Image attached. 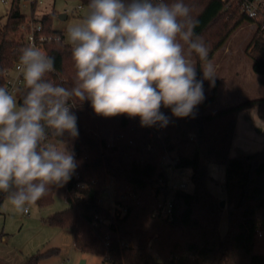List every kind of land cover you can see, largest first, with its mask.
Returning <instances> with one entry per match:
<instances>
[{
	"label": "trees",
	"instance_id": "16d2710c",
	"mask_svg": "<svg viewBox=\"0 0 264 264\" xmlns=\"http://www.w3.org/2000/svg\"><path fill=\"white\" fill-rule=\"evenodd\" d=\"M78 1L84 6L89 3ZM184 2L198 20L195 33L209 48V60L244 22L254 23L238 0L230 10L227 0ZM20 3L12 0L1 28L0 87L6 83L5 71L18 63L20 49L25 47L21 42L23 25L40 23L45 34H60L64 39L53 29L54 13L36 18L38 4H33L28 16L22 13ZM45 50L55 58L56 69L46 79L72 87L75 68L71 46L63 41L47 44ZM247 53L253 71L264 76V31L259 24ZM261 83L264 86L263 80ZM24 92L22 86L18 102H22ZM207 103L198 104L192 115L183 118L162 106L160 111L169 118L168 124L142 126L139 117H104L94 112L89 101L77 102L72 111L78 118L79 135L71 138L65 133L63 137L66 142L74 140L77 168L67 182V208L53 215L50 223L74 230L75 248L101 256V264H264V150L230 155L239 115L257 108L258 118L264 121V98L213 115L203 114ZM167 152L178 157L179 167L192 169V188L174 193L170 221L154 213L161 193L168 195L162 186L168 173L161 163ZM215 166L225 167L220 184L223 198L210 188L218 184L211 172ZM108 178L113 179L117 197L120 195L113 211L101 202ZM56 189L51 186L36 205H50ZM7 195L0 192V213ZM122 195L127 198H120ZM120 207L126 211L120 212ZM224 216L226 229L222 231ZM58 253L57 248L40 251L24 264H40ZM0 264L8 263L0 259Z\"/></svg>",
	"mask_w": 264,
	"mask_h": 264
},
{
	"label": "clouds",
	"instance_id": "9594fccd",
	"mask_svg": "<svg viewBox=\"0 0 264 264\" xmlns=\"http://www.w3.org/2000/svg\"><path fill=\"white\" fill-rule=\"evenodd\" d=\"M87 7L66 29L72 87L46 79L56 71L55 58L35 44L20 49L22 102L0 87V192L18 214L29 213L51 186L62 187L75 172V154L63 137L79 135L72 111L77 102L89 101L100 116L166 126L162 106L188 117L205 99L203 80L214 83L209 48L195 33L198 20L184 0H89Z\"/></svg>",
	"mask_w": 264,
	"mask_h": 264
},
{
	"label": "rangeland",
	"instance_id": "374dc122",
	"mask_svg": "<svg viewBox=\"0 0 264 264\" xmlns=\"http://www.w3.org/2000/svg\"><path fill=\"white\" fill-rule=\"evenodd\" d=\"M234 1L230 0L226 4L228 10L235 7ZM11 3L12 0H7L5 3L0 0V38L1 28L7 21ZM230 4L232 5L230 6ZM20 9L23 14L32 15L30 5L24 0H21ZM87 11L88 7L82 5L78 0H44L36 8L34 16L39 18L54 13L53 29L62 33L64 43L67 44V27L82 20ZM62 14H66V19L60 18ZM255 31L256 25L254 23L244 22L211 59L215 67L216 77L214 83L203 80L205 99L201 103L208 102L203 110L204 115H213L246 101L264 98V86L261 83L262 80L264 81V76L253 71V61L247 53L248 44ZM192 58L197 64V79L202 80L203 72L198 69V57L193 54ZM256 113L257 108H251L239 117L232 155L251 154L249 151L251 148L260 149L257 144L261 145L264 150V121L260 120ZM110 136L112 135L110 134ZM67 144L69 149L73 151L74 140H69ZM246 145L252 146L246 149ZM184 172L185 178L189 181V189H191L192 169L185 168ZM211 172L218 184H211L210 188L213 193L223 198L224 194H222L220 184L224 179L225 167L215 166ZM66 188L67 183L62 187H57L54 200L50 205L44 207L34 205L28 214L16 213L7 199L3 202L0 213L1 259L10 264H24L27 258L40 251L57 248L59 249L57 255L43 259L40 264L102 263L101 256L84 254L75 248L74 237L76 233L74 230L63 229L50 223V218L53 215L67 208ZM114 194L113 179L108 178L101 195V202L105 208L111 211L115 208L117 197V194L116 196ZM225 229L226 216L223 217L221 223V230L224 231Z\"/></svg>",
	"mask_w": 264,
	"mask_h": 264
},
{
	"label": "built area",
	"instance_id": "2783aa9c",
	"mask_svg": "<svg viewBox=\"0 0 264 264\" xmlns=\"http://www.w3.org/2000/svg\"><path fill=\"white\" fill-rule=\"evenodd\" d=\"M7 2V0H1ZM30 7L33 4H40L44 0H24ZM230 1V0H227ZM233 1V0H231ZM241 2L243 12L250 18L254 24H259L264 31V0H238ZM79 8H81L79 6ZM22 39L24 46L35 44L37 47L45 50V46L50 43L63 42L64 39L60 34H45L43 26L40 23L29 21L21 27ZM18 64V63H17ZM17 64L11 69L5 71V86L12 91L16 97L23 86L22 77L17 72ZM162 166L168 173V180L162 186L168 192V195L161 193L159 203L155 207L154 213L162 220H172L174 217L173 195L177 191L189 189V181L185 178V168L179 167V159L172 152H167L161 160ZM116 196V193L114 194ZM120 198L126 199L124 195ZM125 208L120 207V212H125ZM28 214V213H27Z\"/></svg>",
	"mask_w": 264,
	"mask_h": 264
},
{
	"label": "crops",
	"instance_id": "0c3cea01",
	"mask_svg": "<svg viewBox=\"0 0 264 264\" xmlns=\"http://www.w3.org/2000/svg\"><path fill=\"white\" fill-rule=\"evenodd\" d=\"M247 111V110H246ZM243 112H245V111H243ZM243 112H241V114L243 113ZM241 114L239 115V117L241 116ZM256 116L258 117V115H257V113H256ZM238 121H239V119H238ZM237 128H238V122H237V126H236V132H237ZM236 132H235V137H236ZM235 137H234V141H235ZM234 141H233V144H234ZM233 144H232V147H231V152H232V149H233ZM258 145V148H260L258 151H261V150H263V147H261V145H259V144H257ZM248 145H246L245 147H246V149L247 148H251V146H248ZM255 149H253V148H251L249 151L251 152V153H255L257 150H255ZM257 151V152H258ZM236 154V153H235ZM231 155V157H237V156H240V155H232V153L230 154ZM1 259V258H0ZM1 260H3V259H1ZM3 261H5V260H3ZM6 263H8V264H10L8 261H5Z\"/></svg>",
	"mask_w": 264,
	"mask_h": 264
},
{
	"label": "water",
	"instance_id": "95a60500",
	"mask_svg": "<svg viewBox=\"0 0 264 264\" xmlns=\"http://www.w3.org/2000/svg\"><path fill=\"white\" fill-rule=\"evenodd\" d=\"M60 18H62V19H66V14H62V15H60ZM224 205H225V202L222 201V202H221V206L224 207Z\"/></svg>",
	"mask_w": 264,
	"mask_h": 264
}]
</instances>
